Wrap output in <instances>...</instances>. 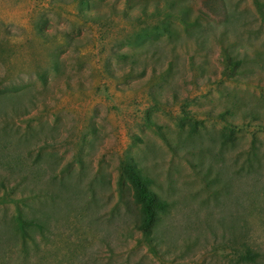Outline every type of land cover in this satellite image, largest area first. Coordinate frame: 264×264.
<instances>
[{"label": "rangeland", "instance_id": "374dc122", "mask_svg": "<svg viewBox=\"0 0 264 264\" xmlns=\"http://www.w3.org/2000/svg\"><path fill=\"white\" fill-rule=\"evenodd\" d=\"M0 264H264V0H0Z\"/></svg>", "mask_w": 264, "mask_h": 264}, {"label": "trees", "instance_id": "16d2710c", "mask_svg": "<svg viewBox=\"0 0 264 264\" xmlns=\"http://www.w3.org/2000/svg\"><path fill=\"white\" fill-rule=\"evenodd\" d=\"M128 172V178L130 179V182L134 186L135 189V195L138 200L143 202V218L140 224L136 227L142 234L144 240L146 243L149 244V246H152L151 238H150V232L151 227L154 221V197L152 194L145 191V189L142 187V181L136 176L134 171L129 168V166L126 164L124 166V174ZM19 217V216H18ZM19 230L22 236H25V222H23L20 217L18 221Z\"/></svg>", "mask_w": 264, "mask_h": 264}]
</instances>
